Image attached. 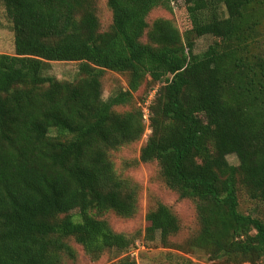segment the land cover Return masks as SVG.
I'll return each mask as SVG.
<instances>
[{"label":"trees","instance_id":"trees-1","mask_svg":"<svg viewBox=\"0 0 264 264\" xmlns=\"http://www.w3.org/2000/svg\"><path fill=\"white\" fill-rule=\"evenodd\" d=\"M2 1L14 52L0 53V264H65L71 241L93 260L133 245L100 215L136 210L137 187L109 151L143 134L141 107L116 108L147 77L161 84L140 161L156 162L164 184L194 203L195 246L210 260L264 259V218L238 203L244 191L264 205V0H182L184 31L168 18L147 21L175 0H106V30L95 0ZM203 36L212 42L196 53ZM51 61L78 62L79 78L48 75ZM106 69L125 74L127 87L104 99ZM145 218V239L167 245L179 231L162 203Z\"/></svg>","mask_w":264,"mask_h":264},{"label":"rangeland","instance_id":"rangeland-1","mask_svg":"<svg viewBox=\"0 0 264 264\" xmlns=\"http://www.w3.org/2000/svg\"><path fill=\"white\" fill-rule=\"evenodd\" d=\"M172 10L163 8L153 9L147 21L163 17L171 19L181 31L189 26V20L184 10L180 9L182 0H175ZM97 16L102 30L109 28L111 24V12L106 0H95ZM145 39V35L143 36ZM212 42L210 36L195 39L194 51L202 52ZM264 47V44H263ZM13 31L5 3L0 0V53L13 54ZM46 73L58 80L76 81L79 78L78 62L51 61ZM102 96L106 99L110 94L127 87V77L112 70H104L101 76ZM160 82H153L149 77L133 95L130 105L117 107V111L130 110L133 107L147 108L146 102L152 100ZM149 113V112H148ZM145 130L140 138L125 143L116 149L109 151L110 159L115 172L122 178L131 180L136 185V210L128 217L119 216L113 212H106L100 217L105 219L113 231L124 234L129 239H134L133 245H129L123 251H105L98 259L89 258L82 247L71 241L75 249V256L66 259L65 264H111L124 256H130L136 264H225L222 260H210L205 252L195 246L196 234L200 224L196 215L194 203L187 199H179L177 194L170 190L163 182L159 174L156 162H141L139 150L150 134L149 119L144 120ZM227 160L231 164H237L234 155H228ZM157 203L169 207L179 222V231L168 239L167 245L160 242L158 234L154 239H145V228L148 222L145 215L148 210L154 208ZM240 211L264 218V205L251 200L244 191L238 195ZM241 264H250L243 262ZM257 264H264V259Z\"/></svg>","mask_w":264,"mask_h":264},{"label":"built area","instance_id":"built-area-1","mask_svg":"<svg viewBox=\"0 0 264 264\" xmlns=\"http://www.w3.org/2000/svg\"><path fill=\"white\" fill-rule=\"evenodd\" d=\"M148 103H150V101H148V102H146V105L148 104ZM143 117H144V119H147V117H148V110H147V108H145L144 110H143Z\"/></svg>","mask_w":264,"mask_h":264}]
</instances>
